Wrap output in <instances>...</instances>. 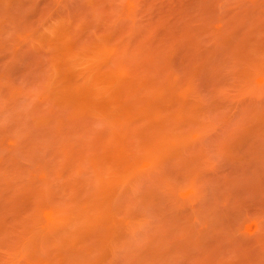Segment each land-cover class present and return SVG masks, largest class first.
Here are the masks:
<instances>
[{"label": "rangeland", "instance_id": "1", "mask_svg": "<svg viewBox=\"0 0 264 264\" xmlns=\"http://www.w3.org/2000/svg\"><path fill=\"white\" fill-rule=\"evenodd\" d=\"M0 264H264V0H0Z\"/></svg>", "mask_w": 264, "mask_h": 264}]
</instances>
